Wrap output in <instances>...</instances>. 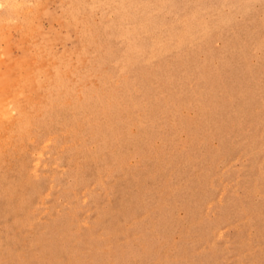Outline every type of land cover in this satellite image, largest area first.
Here are the masks:
<instances>
[{
    "label": "rangeland",
    "instance_id": "374dc122",
    "mask_svg": "<svg viewBox=\"0 0 264 264\" xmlns=\"http://www.w3.org/2000/svg\"><path fill=\"white\" fill-rule=\"evenodd\" d=\"M0 74V264H264V0H0Z\"/></svg>",
    "mask_w": 264,
    "mask_h": 264
},
{
    "label": "bare ground",
    "instance_id": "6f19581e",
    "mask_svg": "<svg viewBox=\"0 0 264 264\" xmlns=\"http://www.w3.org/2000/svg\"><path fill=\"white\" fill-rule=\"evenodd\" d=\"M0 75H1V74H0ZM0 85H1V78H0ZM0 93H3V92L0 91ZM2 95H4V94H2ZM2 95H0V99H1V100H0V101H1L0 104H1L2 102L5 103V102H4V99H3V101H2ZM4 96H5V95H4ZM4 96H3V97H4ZM9 103H10V102H9ZM9 103H8V104H9ZM3 106H4V104H3L2 107H0V108H2V109H6V108H5L6 105H5L4 107H3ZM2 109H0V110H2ZM13 110H14V109H13ZM2 113H3V115H4V113H6V112H2ZM7 114H8V113H6V115H7ZM0 116H1V115H0Z\"/></svg>",
    "mask_w": 264,
    "mask_h": 264
}]
</instances>
